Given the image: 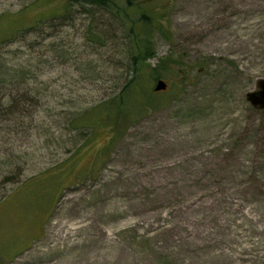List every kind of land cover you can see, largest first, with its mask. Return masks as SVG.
Segmentation results:
<instances>
[{
    "label": "rangeland",
    "instance_id": "rangeland-1",
    "mask_svg": "<svg viewBox=\"0 0 264 264\" xmlns=\"http://www.w3.org/2000/svg\"><path fill=\"white\" fill-rule=\"evenodd\" d=\"M46 1L0 45L24 76L0 79V264H264V110L246 100L264 79V0H155L148 63L178 75L145 85L159 109L90 136L76 120L130 78L133 18Z\"/></svg>",
    "mask_w": 264,
    "mask_h": 264
},
{
    "label": "trees",
    "instance_id": "trees-1",
    "mask_svg": "<svg viewBox=\"0 0 264 264\" xmlns=\"http://www.w3.org/2000/svg\"><path fill=\"white\" fill-rule=\"evenodd\" d=\"M65 1L66 3L63 7V11L65 13L59 17H63L69 13L71 7L79 6L83 10H86V13H90L92 8H107L116 13H120V11L123 12V10H125L126 15L121 18L122 20H126V23L129 21L127 17L129 16L128 11L131 13L133 18V20L131 19L129 21V27L127 29V31H129L128 36L130 42L129 54L131 56L132 62V69L130 73L131 76L123 85V89L118 94H116L115 97L108 98L104 103L94 108L93 111L90 110L92 113L89 111L88 113L79 116V118L76 120L75 126L76 129L82 130L78 133L79 136H84L86 134V130L89 131V136L93 135L95 128L102 123H106L107 121L116 127L117 124H119L117 121L119 118L124 119V121L127 123L134 122L137 121L140 116H145L152 110L159 109V107L163 105L162 99H157L154 97V94L151 90L148 92V94L147 92H144V88L146 87L145 85L149 86L151 83L154 84L156 81L160 80V78L168 77L171 74L178 75V72L171 68L167 69L162 62L161 63L163 66L159 65L157 67H152L150 63H148V60L154 56L151 47V37L155 33H158L159 30L162 31L160 18H162L164 15L163 13L166 12L165 8L161 6L160 8H157L161 15L156 17L149 7L151 4L156 2L155 0ZM122 1L124 6L120 8L119 4ZM26 2L29 3L24 4L22 8L15 13H11L10 15L6 12L0 14V45L5 41L11 40L12 37H15V34L34 29L39 23L43 22L41 18L42 16L36 17L30 21H22L21 18L26 15L25 11L38 10L47 4V1L28 0ZM180 74L179 85L182 86L185 84L187 73L182 70ZM21 77L24 76L19 69L14 68L13 70L12 68H7L4 65L0 66V79L2 82L7 81V83H3L4 85L7 84V87L13 84L14 81H17V78L21 80ZM169 85L174 86L176 89L181 88L179 85L174 84L173 81H171ZM13 107L14 104L12 108ZM82 146L83 145L80 147ZM29 196L31 195L29 194Z\"/></svg>",
    "mask_w": 264,
    "mask_h": 264
},
{
    "label": "water",
    "instance_id": "water-1",
    "mask_svg": "<svg viewBox=\"0 0 264 264\" xmlns=\"http://www.w3.org/2000/svg\"><path fill=\"white\" fill-rule=\"evenodd\" d=\"M155 92H160L162 90H166L167 85L163 80L160 79L155 85ZM256 91H252L246 96V100L251 104L254 108L258 110H264V79L257 83Z\"/></svg>",
    "mask_w": 264,
    "mask_h": 264
}]
</instances>
